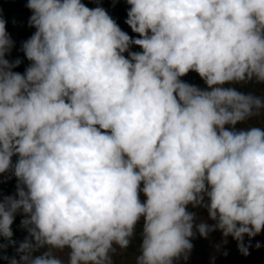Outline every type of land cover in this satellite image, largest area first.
I'll return each instance as SVG.
<instances>
[{
    "label": "clouds",
    "instance_id": "clouds-1",
    "mask_svg": "<svg viewBox=\"0 0 264 264\" xmlns=\"http://www.w3.org/2000/svg\"><path fill=\"white\" fill-rule=\"evenodd\" d=\"M126 3L139 39L102 7L27 0L23 74L0 17V174L17 180L0 237L16 243L17 212L28 233L9 264H117L138 225L134 264L186 261L216 230L247 256L264 230V0Z\"/></svg>",
    "mask_w": 264,
    "mask_h": 264
},
{
    "label": "trees",
    "instance_id": "trees-1",
    "mask_svg": "<svg viewBox=\"0 0 264 264\" xmlns=\"http://www.w3.org/2000/svg\"><path fill=\"white\" fill-rule=\"evenodd\" d=\"M81 2L88 8H95L97 6L104 8L123 32L127 33L132 39L140 38L139 35L132 32L131 28H129V26L125 23V20L127 19V12L130 9V5L126 3V0H81ZM26 5L27 0H0V17L6 21V31L10 37L15 36L17 39L5 59L9 62L19 60L20 64L13 68L12 71L19 72L21 74L25 72L26 68L29 67L31 63L27 60L23 53L22 44L35 32V29L29 26L28 21L32 13ZM129 51L139 52L141 49L138 46L133 45ZM124 56L127 57L128 53H124ZM180 79L189 84H194L201 88L204 87L202 79L193 71H190L187 75L180 77ZM244 90H253L259 93L262 89L258 85H250ZM262 122H264V120H262ZM251 123H254V121L248 122V124ZM245 126L247 125H240L238 127ZM16 187L17 180L15 177L0 186V199L7 196H15ZM142 187L143 185L141 184V188ZM139 199L142 203L146 200V197L142 192L139 195ZM188 210L196 213V223H200L201 221H205L209 225H213L215 223V221L208 218L206 208L193 209L189 206ZM24 218L25 217L22 212H17L15 214V218L11 226L13 232L12 240L16 242L14 245L7 246L8 241L0 237V244L6 245L3 250H0V264H9V259L14 256L19 259V257L16 256V247H18L19 243L22 242L28 235L27 231L21 227V220ZM140 232L141 226L138 225L135 244L126 252L117 256V264H134L135 255L138 254ZM245 236L243 238V242L245 245H250L249 254L245 256L240 253V257L237 258L233 257V254L230 255L229 253L230 249L237 248V241L231 236L224 237L222 232L219 230L210 232L206 238H202L199 233H195L191 240L193 247L187 260L185 261L181 259L176 261L175 264H206V261L197 259V255L201 252H204L203 254L216 257V254H218V259L222 254H224L227 260L219 261V263L217 262L218 264H264V230H262L261 233L255 237H252L251 241H246ZM258 242L260 247L256 248L255 245ZM259 250L261 253L258 254L257 252Z\"/></svg>",
    "mask_w": 264,
    "mask_h": 264
},
{
    "label": "rangeland",
    "instance_id": "rangeland-1",
    "mask_svg": "<svg viewBox=\"0 0 264 264\" xmlns=\"http://www.w3.org/2000/svg\"><path fill=\"white\" fill-rule=\"evenodd\" d=\"M10 38H11V40L15 44L16 43V40H17L16 37L15 36H11ZM16 160H17V157L16 156H13V159H12L13 163H15ZM12 178H14V176H12L10 172L0 174V186L4 185L5 183H7ZM203 253L204 252L199 253L197 255V259H201V260L206 261V264H218L219 261H225V260H227L226 259V256L224 254H222L220 256V258L218 259V257H219L218 254H216L217 255V257H216V256H209L208 254H203ZM229 253H230V255L233 254V257H237V258L240 257V251H238V248H232V249H230L229 250ZM257 253L259 254V253H261V251L259 250Z\"/></svg>",
    "mask_w": 264,
    "mask_h": 264
},
{
    "label": "built area",
    "instance_id": "built-area-1",
    "mask_svg": "<svg viewBox=\"0 0 264 264\" xmlns=\"http://www.w3.org/2000/svg\"><path fill=\"white\" fill-rule=\"evenodd\" d=\"M246 241H251V239L246 235L245 236Z\"/></svg>",
    "mask_w": 264,
    "mask_h": 264
}]
</instances>
